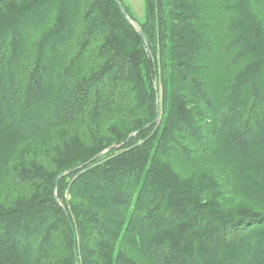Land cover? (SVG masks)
I'll use <instances>...</instances> for the list:
<instances>
[{
  "label": "trees",
  "instance_id": "1",
  "mask_svg": "<svg viewBox=\"0 0 264 264\" xmlns=\"http://www.w3.org/2000/svg\"><path fill=\"white\" fill-rule=\"evenodd\" d=\"M119 2L0 0V264H264V0Z\"/></svg>",
  "mask_w": 264,
  "mask_h": 264
},
{
  "label": "water",
  "instance_id": "2",
  "mask_svg": "<svg viewBox=\"0 0 264 264\" xmlns=\"http://www.w3.org/2000/svg\"><path fill=\"white\" fill-rule=\"evenodd\" d=\"M115 2L117 3V5H118L120 11L122 12V14L128 19L127 14H126V12H125L123 6H122L121 3L119 2V0H115ZM135 27H136V30H137V32H138V34H139L141 40H142L143 43H144V46L146 47V49H148V44H147V42H146V39H145V37H144L142 31L140 30V28H139L138 26H135ZM156 96L158 97L157 89H156ZM156 105H157V106H156V114L159 115L158 98H157V101H156ZM133 135H134V134L130 135V137L126 140V142H128L129 139H130Z\"/></svg>",
  "mask_w": 264,
  "mask_h": 264
},
{
  "label": "rangeland",
  "instance_id": "3",
  "mask_svg": "<svg viewBox=\"0 0 264 264\" xmlns=\"http://www.w3.org/2000/svg\"><path fill=\"white\" fill-rule=\"evenodd\" d=\"M127 2L138 15L141 14L142 0H127Z\"/></svg>",
  "mask_w": 264,
  "mask_h": 264
}]
</instances>
